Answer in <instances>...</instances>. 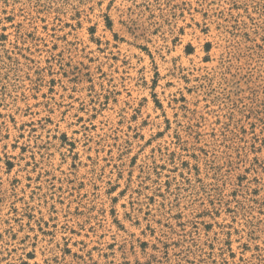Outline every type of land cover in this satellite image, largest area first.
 <instances>
[{
	"label": "rangeland",
	"instance_id": "rangeland-1",
	"mask_svg": "<svg viewBox=\"0 0 264 264\" xmlns=\"http://www.w3.org/2000/svg\"><path fill=\"white\" fill-rule=\"evenodd\" d=\"M0 264H264V0H0Z\"/></svg>",
	"mask_w": 264,
	"mask_h": 264
}]
</instances>
